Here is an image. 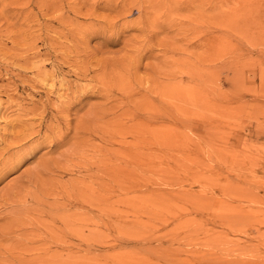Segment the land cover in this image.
Here are the masks:
<instances>
[{"label": "rangeland", "instance_id": "rangeland-1", "mask_svg": "<svg viewBox=\"0 0 264 264\" xmlns=\"http://www.w3.org/2000/svg\"><path fill=\"white\" fill-rule=\"evenodd\" d=\"M3 154L0 264H264V0H0Z\"/></svg>", "mask_w": 264, "mask_h": 264}, {"label": "bare ground", "instance_id": "bare-ground-1", "mask_svg": "<svg viewBox=\"0 0 264 264\" xmlns=\"http://www.w3.org/2000/svg\"><path fill=\"white\" fill-rule=\"evenodd\" d=\"M173 12H174V11H173ZM178 93H179V92H178ZM190 97H191V96H190ZM99 129H100V128H99ZM10 147H11V146H10ZM33 150H34V149H33ZM33 150H32V152H33ZM11 151H13V150L11 149ZM2 152H3V151H2ZM28 152H29V151H28ZM1 154H2V153H1ZM6 154L8 155V153H6ZM13 154H14V153H13ZM7 155H6V156H7ZM9 155H11L10 152H9ZM23 155H24V153H23ZM0 156H1V155H0ZM25 156H27V155L25 154ZM10 158L12 159L13 157H10ZM24 158H25V157H23V156L20 154V155H17V156L15 157L14 160H11V159H9V158H6L5 155L3 154V156L0 157V165H1V168L5 167L6 165H8V168H9V167L12 165L11 167H12V169H14L19 163H21V162L24 160ZM10 164H11V165H10ZM9 165H10V166H9ZM6 167H7V166H6ZM4 169H5V168H3V171L0 170V175H1L0 178H1V177L3 178V176H4V175L6 174V172H7V170H6L7 168L5 169L6 171H5ZM10 169H11V168H9V170H10ZM16 169H17V168H16ZM46 170H49V169H46ZM11 171H12V170H11ZM46 173H47V172H46ZM31 175H32V174H31ZM31 177H32V176H31ZM24 178H25V177H24ZM29 178H30V176H29ZM29 178H27V179H29ZM32 178H33V177H32ZM35 178H36V176H35ZM36 179H37V178H36ZM29 180H30V179H29ZM32 180H33V179H32ZM34 180H35V179H34ZM42 180H43V179H42ZM26 182H27V181H26ZM31 182H32V181H31ZM35 182H36V180H35ZM35 182H34V183H35ZM38 182H39V181H38ZM13 183H14V182H13ZM32 183H33V182H32ZM17 186H18V185H17ZM32 186H33V185H32ZM12 188H13V187H12ZM19 189H20V188H19ZM19 189H18V190H19ZM14 190H15V189H14ZM2 191H3V190H2ZM9 191H10V190H9ZM9 191L7 192V194L10 193ZM12 191H13V190H12ZM25 191H26V190H25ZM27 191H28V190H27ZM48 191H50V190H48ZM4 192H5V191H4ZM28 192H29V191H28ZM28 192H27V193H28ZM51 192H52V191H51ZM2 193H3V192H2ZM17 193H18V192H16V194H17ZM20 193H21V195H18L19 193H18L17 195H15V193H13L15 196H13V195H11V194H10V195H7V194L3 193V194L0 196V209H1V208H2V209L5 208V207H6V204H7V203L10 204L11 202H13V200H14V202H15V200L17 201V199H18L20 202H24V203H25V199L27 200L28 197L23 196V195H25L24 193H22V192H20ZM25 193H26V192H25ZM27 193H26V194H27ZM38 193H39V192H38ZM4 194L7 195V196H13V197H7V196H4ZM55 195H56V194H55ZM17 196H18V197H17ZM27 196H28V195H27ZM15 197H17V198H15ZM33 197H34V196H33ZM84 197H85V196H84ZM37 198H38V197H37ZM37 198H36V199H37ZM38 199L40 200V198H38ZM41 199H42V198H41ZM83 199H84V198H83ZM34 200H35V199H34ZM44 200H45V199H44ZM48 200H49V199H48ZM9 201H10V202H9ZM42 201H43V200H42ZM84 201H85V200H84ZM27 202L29 203V201H27ZM27 202H26V203H27ZM34 202H35V201H34ZM43 203H44V202H43ZM8 204H7V205H8ZM13 205H14V204H13ZM15 205L18 206L17 204H15ZM19 205H21V204H19ZM22 205H25V204H22ZM26 205H27V204H26ZM33 205H34V204H33ZM44 205H45V203H44ZM44 205H43V206H44ZM114 205H115V204H114ZM41 206H42V205H41ZM50 206H51V205H50ZM10 207H11V205H10ZM31 207H32V206H31ZM12 208H14V207H12ZM26 208H27V206H26ZM35 208H36V207H34V209H35ZM44 208H45V207H44ZM42 209H43V208H42ZM27 210H28V209H27ZM31 210H32V209H31ZM24 211H25V210H24ZM0 212H1V210H0ZM29 212H30V211H29ZM29 212H28V213H29ZM33 212H34V211H33ZM42 212H43V211H42ZM53 212H54V211H53ZM1 213H2V212H1ZM1 213H0V216H1ZM13 213H14V212H13ZM18 213H19V211H18ZM8 214H9V213H8ZM34 214H35V213H34ZM11 215H13V214H11ZM59 215L61 216V213H60ZM3 216H4V215H3ZM18 216H19V215H18ZM22 216H23V215H22ZM4 217H5V216H4ZM13 217H15V216H13ZM37 217H38V216H37ZM53 217H54V216H53ZM56 217H57V216H56ZM62 217H63V215H62ZM77 217H78V216H77ZM1 218H2V217H1ZM1 218H0V219H1ZM5 218H8V217L6 216ZM20 218H21V216H20L18 219H20ZM51 218H52V217H51ZM65 218H66V217H65ZM79 218H80V217H79ZM8 219L11 221V225L13 224V222L15 221V219L17 220L16 217H15V219H13L14 221L11 220L10 217H9ZM52 219H53V218H52ZM52 219H51V220H52ZM54 219H55V218H54ZM54 219H53V221H54ZM72 219H74V218H72ZM26 220H27V219H26ZM58 220H60V223H61V218H60V217H59ZM63 220H64V219H63ZM63 220H62V221H63ZM66 220H67V218H66ZM74 220H75V219H74ZM4 221H5V219L3 218V222H4ZM22 221H23V220H22ZM27 221H29V220H27ZM56 221H57V219H56ZM68 221H69V220H68ZM87 221H88V220H87ZM58 222H59V221H58ZM58 222H57V224H58ZM63 222H64V221H63ZM81 222H82V221H81ZM8 223H9V224H8ZM16 223H17V221H16ZM16 223H15V224H16ZM31 223H32V222H31ZM42 223H43V221H42ZM47 223H51V222L47 220ZM55 223H56V222H55ZM6 224L9 225V227H10L11 229H10V230H9V229L7 230V229H5V228H9V227H2V228L5 229V230L2 229V230H3V231H2L1 228H0L1 232H4V235L7 236V234H9V233H11V232H13V234H14V233L17 234V233L15 232L16 230H13L12 227H15L16 225H18V223H17L16 225L14 224L15 226H10V222L6 221V223H4V225L6 226ZM33 225H34V224H33ZM43 225H45V226L48 228L47 230L50 231V232H49V231H48V232L46 231V233H49V234H50V236H49L50 238L47 237V239L49 238V239H51V240H54V239L57 240V236H58L59 233H58V234L56 233L57 230L55 231V227L52 228V227L48 226L49 224L46 225L45 223H44ZM43 225H42V227H44ZM51 225H53V224H51ZM60 225H62V224H60ZM65 225H66V224H64V225H62V226H65ZM39 226H40V225H39ZM39 226H38V227H35V228H36V229H37V228L41 229ZM53 226H54V225H53ZM55 226H58V225L55 224ZM62 226H60V227L58 226V230H59V231H60V228H61ZM67 226H68V225H67ZM69 226H71V225H69ZM69 226H68V227H69ZM73 226H74V225H73ZM81 227H82V226H81ZM15 228H18V229H19L18 226H16ZM18 229H17V231H18ZM36 229H34V230L32 231V235H31V233H30L31 236H27V237H28V241H27V242L24 243V241H23L24 244H22L21 241H22L23 239H25V238H23L22 240H21V238H20V240H21V241H20L21 244H20V242H18L19 240H18V236H17V237L15 238V240H18V241H17V244H16V242L13 241V238H14L13 236H14V235H12V237H13V238H12V241H13L14 243H12L11 247H9V250L7 249V251H10V248H11L12 251H13V250L15 251V249L17 248V247H15V246L17 245V246L19 247L18 243L20 244V246L23 245V246H22V250H19V252H20L21 255L18 256V254H16V252L13 253V254H14V256H13L14 259H15V260H16V259L19 260V261H20L21 263H23V264H25V263H26V264H37L38 262H39L38 264H69V258L71 257L72 252H71V250H70L71 248L69 249V247H67L68 245H66V244H67L66 241H64L66 244H63V245H65V246L62 247V248L60 249V251H58L59 254L61 253V258L59 257V255H58L59 258L57 257V258H58L57 260L60 261V259H62V257L64 256V259H62L63 262H62V260H61L60 262H58V261L54 260V259H56V257H55L56 255H55V254L58 253V252H55V253H54L55 256H53L51 253H53V252L56 251V250L51 251V250L49 249V245L46 246V247H43V246H44V245L42 246L43 243H42V244L39 243V242L42 241V240H40L39 242L37 241L38 239H36V235H37V234H36V233H37L36 231H39V230H36ZM67 229H68V228H67ZM67 229H66V230H67ZM76 229H77V228H76ZM25 230H27V229H25ZM44 230H46V229H44ZM44 230H43V231H44ZM62 230H64V229L62 228ZM62 230H61V231H62ZM68 231H69V230H68ZM68 231H67V232H66V231H62V234L65 232L64 234L67 235V234H69ZM78 231H80V230H78ZM25 232H26V231H25ZM40 232H41V231H39V233H40ZM28 233H29V230H28ZM28 233H27V234H28ZM76 233H77V232H76ZM21 234H22V233L17 234V235H21ZM62 234H61L60 236H64V235H62ZM10 235H11V234H10ZM22 235H25V234L23 233ZM66 235H65V236H66ZM80 235L84 238V236H83V231L80 232ZM15 236H16V235H15ZM39 236H40V235H39ZM43 236H44V235H43ZM46 236H47V235H46ZM60 236H59V237H60ZM22 237H23V236H22ZM59 237H58V238H59ZM3 238L5 239L4 236H3ZM38 238H39V237H38ZM44 238H45V240H46V237H45V236H44ZM44 238L41 237V239H44ZM0 239H2V238H0ZM4 239H2V240H4ZM6 239H7V241H8L9 238H6ZM49 239L47 240V242H48L49 244L52 245L53 241H50ZM61 239H62V238H61ZM61 239H60V240H61ZM64 239L66 240V238H64ZM2 240H0V243H1ZM45 240H43V241H45ZM62 240H63V239H62ZM62 240H61V241H62ZM83 240H84V239H83ZM5 241H6V240H5ZM9 241H11V238H10ZM9 241H8V242H9ZM12 241H11V242H12ZM43 241H42V242H43ZM49 241H50V242H49ZM3 242H4V241H3ZM45 242H46V241H45ZM57 242H58V241H57ZM9 243H10V242H9ZM48 243H47V244H48ZM60 243H61V242H60ZM44 244H45V243H44ZM13 245H14V247H15L14 249H12V246H13ZM56 245H57V243H56ZM61 245H62V243H61ZM2 246H3V245H2ZM59 246H60V245H59ZM0 247H1V246H0ZM50 247H51V246H50ZM4 248H5V247H4ZM19 249H21V248L19 247ZM56 249H57V247H56ZM0 250H2V249H0ZM17 250H18V249H16V251H17ZM5 251H6V250H5ZM7 251H6V253H7ZM50 251H51V252H50ZM0 252H1V251H0ZM10 252H11V251H10ZM10 252H9V253H10ZM1 253H3V250H2ZM6 253L4 252V254H6ZM9 253H8V255H9ZM11 254H12V252H11ZM11 254H10V255H11ZM47 254L50 255L51 257H50V256H49V257H45V256H47ZM8 255L6 254V256H8ZM10 255H9V256H10ZM44 255H45V256H44ZM0 256H1V255H0ZM6 256H5V257H6ZM42 256H44L45 258H43ZM1 258H2L4 261H3ZM1 258H0V262H1V260H2V263L6 261V260H5L6 258H4L3 256H2ZM9 258H10V257H9ZM47 258H48V259H47ZM42 259H43V260H42ZM15 260H13V264H14V261H15ZM11 261H12V259H11ZM11 261H10V263H11ZM7 262H8V261H7ZM20 262H18V263H20ZM15 263H16V262H15Z\"/></svg>", "mask_w": 264, "mask_h": 264}]
</instances>
